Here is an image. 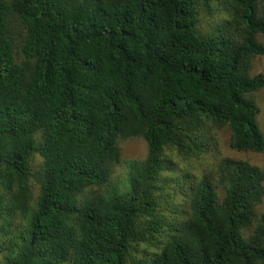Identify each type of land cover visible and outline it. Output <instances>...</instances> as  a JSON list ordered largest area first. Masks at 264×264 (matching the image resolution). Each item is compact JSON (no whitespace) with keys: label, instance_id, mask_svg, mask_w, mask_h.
Here are the masks:
<instances>
[{"label":"trees","instance_id":"obj_1","mask_svg":"<svg viewBox=\"0 0 264 264\" xmlns=\"http://www.w3.org/2000/svg\"><path fill=\"white\" fill-rule=\"evenodd\" d=\"M203 11L222 15L211 32ZM259 35L260 0H0V262L147 264L156 242L148 264H264L259 166L225 158L185 209L162 205L169 150L200 157L228 127L234 151L264 153ZM129 138L147 156L109 186Z\"/></svg>","mask_w":264,"mask_h":264},{"label":"rangeland","instance_id":"obj_2","mask_svg":"<svg viewBox=\"0 0 264 264\" xmlns=\"http://www.w3.org/2000/svg\"><path fill=\"white\" fill-rule=\"evenodd\" d=\"M260 2L264 6V0H260ZM221 20L222 15L220 13L218 15L215 12L213 15H209L206 11H203L201 14L200 26L202 30L211 32L213 26L220 24ZM259 40L264 44V35H259ZM260 74L264 75V56H259L252 62L251 75L256 76ZM253 98L260 108L258 120L264 133V89L255 93ZM209 143L210 145L207 148V152L203 153L200 157H183L174 149L167 152L168 158L171 160L175 172L172 173V175H170L171 173L169 171L163 173L162 178L164 182H162V186L166 189L169 196L167 198H165V196L163 197L162 205L165 208L164 212L167 213V216L170 219L171 214L168 212L167 205H172L173 207L170 209L176 211L181 210L182 208L185 209L186 204L184 201L189 198L191 184L197 182L199 178L203 176H209L210 178L216 176L218 166L223 159L233 158L246 160L264 170V153L253 154L237 152L231 148V132L228 127L215 130ZM120 150L122 154V163L113 166L109 186L120 185L123 183L125 177H127V162L132 160L142 161L146 158L148 153L147 144L142 138L123 139L120 142ZM41 164L42 161L37 156L33 165L35 168H38ZM33 192L36 197L38 194V188L34 187ZM172 199H174V201ZM257 214H264V199L257 208ZM18 215L14 218L10 226L13 232L21 227L22 218L18 217ZM165 228L166 231L158 238V242L165 243L168 239L170 233L168 224H166ZM8 234L10 235V233H7L6 235ZM0 235H2L0 240L1 238L2 241L7 240L4 234ZM243 235L246 238L249 237L250 231L244 230ZM157 251L158 244L154 242L152 244L140 246L139 252L136 253V256L139 259H143L148 264ZM0 263L3 264L2 262Z\"/></svg>","mask_w":264,"mask_h":264}]
</instances>
